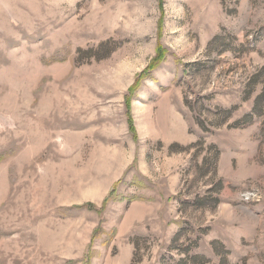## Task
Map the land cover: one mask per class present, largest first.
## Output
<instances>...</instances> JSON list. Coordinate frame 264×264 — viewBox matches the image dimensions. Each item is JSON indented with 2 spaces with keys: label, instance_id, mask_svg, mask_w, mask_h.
<instances>
[{
  "label": "rangeland",
  "instance_id": "1",
  "mask_svg": "<svg viewBox=\"0 0 264 264\" xmlns=\"http://www.w3.org/2000/svg\"><path fill=\"white\" fill-rule=\"evenodd\" d=\"M221 257L264 264V0H0V264Z\"/></svg>",
  "mask_w": 264,
  "mask_h": 264
},
{
  "label": "trees",
  "instance_id": "2",
  "mask_svg": "<svg viewBox=\"0 0 264 264\" xmlns=\"http://www.w3.org/2000/svg\"><path fill=\"white\" fill-rule=\"evenodd\" d=\"M235 126V125H234ZM236 126H238L237 124H236ZM200 127L203 129V126L200 124ZM212 147V146H211ZM171 148H173V147H170V150H171ZM214 148V147H213ZM215 149V148H214ZM216 150V149H215ZM218 153H215V162L217 161V157H218V155H217ZM219 187H220V185H219ZM201 201L200 200H198V199H195L194 200V205H196V206H201L202 204L200 203ZM135 246H136V244H135ZM194 259H197V258H200V257H198V256H195V257H193ZM191 259H192V257H191ZM203 259V258H202ZM220 261H222V264L224 263L223 261H225V259L223 258V257H221V260ZM220 264H221V262H220Z\"/></svg>",
  "mask_w": 264,
  "mask_h": 264
},
{
  "label": "built area",
  "instance_id": "3",
  "mask_svg": "<svg viewBox=\"0 0 264 264\" xmlns=\"http://www.w3.org/2000/svg\"><path fill=\"white\" fill-rule=\"evenodd\" d=\"M247 200V199H246Z\"/></svg>",
  "mask_w": 264,
  "mask_h": 264
}]
</instances>
